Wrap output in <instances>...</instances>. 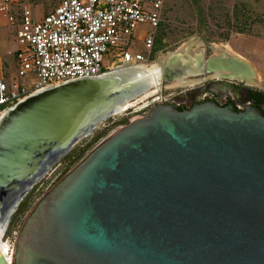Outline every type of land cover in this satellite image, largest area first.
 Masks as SVG:
<instances>
[{"label":"water","instance_id":"water-1","mask_svg":"<svg viewBox=\"0 0 264 264\" xmlns=\"http://www.w3.org/2000/svg\"><path fill=\"white\" fill-rule=\"evenodd\" d=\"M207 65L254 74L233 55ZM107 72L39 90L5 111L0 224L7 228L32 188L115 115L121 97L142 93ZM6 254L0 264H264V109L150 104L109 129L39 198L10 262Z\"/></svg>","mask_w":264,"mask_h":264},{"label":"built area","instance_id":"built-area-1","mask_svg":"<svg viewBox=\"0 0 264 264\" xmlns=\"http://www.w3.org/2000/svg\"><path fill=\"white\" fill-rule=\"evenodd\" d=\"M165 3L59 0L53 10L36 18L27 3L0 0V14L14 25L18 44L13 53L14 70L0 76V114L47 87L99 76L129 63L148 64L153 34L145 31L146 55L133 52L131 45L141 24L157 29Z\"/></svg>","mask_w":264,"mask_h":264},{"label":"rangeland","instance_id":"rangeland-1","mask_svg":"<svg viewBox=\"0 0 264 264\" xmlns=\"http://www.w3.org/2000/svg\"><path fill=\"white\" fill-rule=\"evenodd\" d=\"M20 1L30 6L31 14L36 18H41L59 3V0ZM145 31L155 37V43L150 52L149 66L157 64L159 60L164 59L183 44L193 40L201 41L200 47L194 43L192 48H202L204 58L215 54L214 47L226 52L227 56H242L259 75L261 85H256V88L264 93V0H166L157 29L146 23L138 27L137 37L131 45L133 52L147 54L144 46ZM158 36L162 37V46L153 53L154 47L157 46ZM17 47L14 25L7 21L5 15L0 14V76L14 70L13 53ZM105 62L109 63V61ZM171 84V80H165L162 86H159L161 90H156L158 92L146 98L139 96L132 106L107 119L82 141L88 143L97 131L106 134L115 126L127 124L134 116L146 114L152 101L159 100L160 97H167L171 100V97H168L169 93L174 97L191 89L188 85L171 86ZM104 135L93 142L91 147ZM63 158L32 188L13 214L2 235V240L8 242L12 249L17 234L35 203L80 160L70 163V160L65 161Z\"/></svg>","mask_w":264,"mask_h":264},{"label":"bare ground","instance_id":"bare-ground-1","mask_svg":"<svg viewBox=\"0 0 264 264\" xmlns=\"http://www.w3.org/2000/svg\"><path fill=\"white\" fill-rule=\"evenodd\" d=\"M200 42L201 41L193 40L192 42L183 44L174 52L166 56L164 59L159 60L157 64L160 66H158L157 64L149 66V64L146 63H129L121 67L113 68L112 70L107 72L110 74L118 75L120 80H123V76H128L131 80L136 81V83L140 85V91H142L140 95L136 96L133 99H129L124 96L121 97V102L117 103L118 108L115 110V115L132 106L139 96L146 98L152 95L154 92H158L159 90H161L159 89V86H162V82L168 78L169 68L172 72L175 71L178 73H174L175 76L171 80V86H186L195 84V79H191L190 76L195 75L197 72H199V70H201V66L204 64V53L202 48L193 49L192 45L196 43V45L200 47ZM214 53L215 55L226 54V52L218 47H214ZM235 56L244 59L240 55ZM220 73L224 74V72L216 71L215 75L218 76L220 75ZM246 80L251 85H261L260 77L255 71L252 76L246 77ZM5 113L6 112L0 114V120L5 115ZM5 230V225L0 224V254L2 252H4L5 254L7 253L6 258L8 259V262H10L13 249L8 242L2 240V235L4 234Z\"/></svg>","mask_w":264,"mask_h":264},{"label":"flooded vegetation","instance_id":"flooded-vegetation-1","mask_svg":"<svg viewBox=\"0 0 264 264\" xmlns=\"http://www.w3.org/2000/svg\"><path fill=\"white\" fill-rule=\"evenodd\" d=\"M212 56H216L221 60H227L230 57L212 54L208 58H204L201 70L190 76L191 79H195V84L188 85L191 89H187L186 92H181L174 97L169 93L168 97H171V100L167 99L166 102L175 103L179 108H191L196 103L213 100L221 106L233 103L237 108H242L245 104L252 103L264 109V94L259 95L260 90L256 88V85L249 84L245 77L231 76L230 72L220 69L218 66L210 69L207 64ZM216 71L224 72L225 75L220 73L217 76L215 75ZM174 73L178 74L175 71L172 72L169 68L166 80H172L175 76ZM258 98H261V100ZM156 101L158 100L152 101V104Z\"/></svg>","mask_w":264,"mask_h":264},{"label":"trees","instance_id":"trees-1","mask_svg":"<svg viewBox=\"0 0 264 264\" xmlns=\"http://www.w3.org/2000/svg\"><path fill=\"white\" fill-rule=\"evenodd\" d=\"M157 46L154 47L153 53L156 52V50L160 49L162 46V37L158 36L156 39ZM264 93L262 91L259 92V95H263ZM256 96V95H255ZM264 97V95H263ZM261 100V98H258ZM105 132H96L95 135L92 137V140L88 143L86 141L79 142L67 155L64 156L63 160H70V163H73L79 159H81L88 149L91 147L92 143L97 141L102 135H104Z\"/></svg>","mask_w":264,"mask_h":264}]
</instances>
